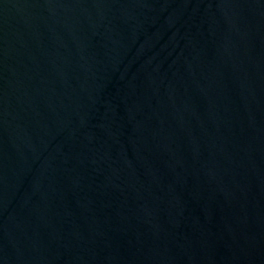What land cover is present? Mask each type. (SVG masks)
<instances>
[{
  "label": "water",
  "instance_id": "1",
  "mask_svg": "<svg viewBox=\"0 0 264 264\" xmlns=\"http://www.w3.org/2000/svg\"><path fill=\"white\" fill-rule=\"evenodd\" d=\"M0 264H264V0H0Z\"/></svg>",
  "mask_w": 264,
  "mask_h": 264
}]
</instances>
